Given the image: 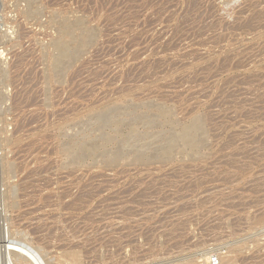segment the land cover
<instances>
[{"label":"rangeland","instance_id":"1","mask_svg":"<svg viewBox=\"0 0 264 264\" xmlns=\"http://www.w3.org/2000/svg\"><path fill=\"white\" fill-rule=\"evenodd\" d=\"M1 239L264 264V0H0Z\"/></svg>","mask_w":264,"mask_h":264},{"label":"bare ground","instance_id":"2","mask_svg":"<svg viewBox=\"0 0 264 264\" xmlns=\"http://www.w3.org/2000/svg\"><path fill=\"white\" fill-rule=\"evenodd\" d=\"M72 254L74 255V252H72ZM0 264H47V262L39 252L29 244L25 242H12L9 239H1ZM229 264H233V262L230 261Z\"/></svg>","mask_w":264,"mask_h":264},{"label":"built area","instance_id":"3","mask_svg":"<svg viewBox=\"0 0 264 264\" xmlns=\"http://www.w3.org/2000/svg\"><path fill=\"white\" fill-rule=\"evenodd\" d=\"M209 259H210L211 264H217L218 263V259L215 255H211Z\"/></svg>","mask_w":264,"mask_h":264}]
</instances>
